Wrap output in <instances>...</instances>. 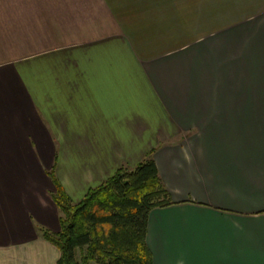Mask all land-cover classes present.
<instances>
[{
    "label": "crops",
    "instance_id": "obj_1",
    "mask_svg": "<svg viewBox=\"0 0 264 264\" xmlns=\"http://www.w3.org/2000/svg\"><path fill=\"white\" fill-rule=\"evenodd\" d=\"M153 149L152 264H264V0H0V264Z\"/></svg>",
    "mask_w": 264,
    "mask_h": 264
},
{
    "label": "trees",
    "instance_id": "obj_2",
    "mask_svg": "<svg viewBox=\"0 0 264 264\" xmlns=\"http://www.w3.org/2000/svg\"><path fill=\"white\" fill-rule=\"evenodd\" d=\"M153 153L154 149L133 167H119L77 202L67 196L50 170L59 231H40L58 250L57 264H152L146 245L148 216L152 210L172 205Z\"/></svg>",
    "mask_w": 264,
    "mask_h": 264
},
{
    "label": "rangeland",
    "instance_id": "obj_3",
    "mask_svg": "<svg viewBox=\"0 0 264 264\" xmlns=\"http://www.w3.org/2000/svg\"><path fill=\"white\" fill-rule=\"evenodd\" d=\"M165 19H168V18L166 17ZM173 22L178 24V30H179L178 33H179L180 36H181V33H182V35L186 33L185 31L183 32V30L186 29L185 26L187 24V17L186 16L174 17ZM202 24H203V21H201V17H200V24L195 23L196 26H195L194 29H197V25L201 26L202 29H203V25ZM207 24H209V23L207 22Z\"/></svg>",
    "mask_w": 264,
    "mask_h": 264
}]
</instances>
